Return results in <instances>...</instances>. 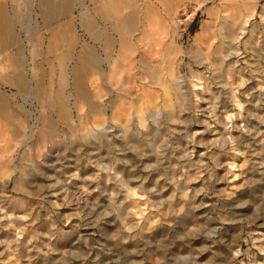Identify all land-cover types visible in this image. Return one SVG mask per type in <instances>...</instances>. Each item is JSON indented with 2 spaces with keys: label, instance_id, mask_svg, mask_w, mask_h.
<instances>
[{
  "label": "rangeland",
  "instance_id": "1",
  "mask_svg": "<svg viewBox=\"0 0 264 264\" xmlns=\"http://www.w3.org/2000/svg\"><path fill=\"white\" fill-rule=\"evenodd\" d=\"M34 1L0 0V264H264V0H82L111 51L139 38L167 68L103 96L95 69L72 87L78 13L63 60Z\"/></svg>",
  "mask_w": 264,
  "mask_h": 264
},
{
  "label": "bare ground",
  "instance_id": "2",
  "mask_svg": "<svg viewBox=\"0 0 264 264\" xmlns=\"http://www.w3.org/2000/svg\"><path fill=\"white\" fill-rule=\"evenodd\" d=\"M46 1L47 0H44L42 5L47 6L48 2H46ZM114 3H115V1H114ZM127 4H128V7H130L131 12L128 13V15L126 17H122L121 23H119V24L123 25V23H124L126 25L127 29L130 32H132L135 30L136 25L138 24V22L140 20L139 19V11H138L139 5H136L135 1H128ZM241 4L245 5V4H248V2H247V0H241ZM67 28H68V30H67L68 38L66 40L63 37L55 36V37L50 38V40H48L46 42V47H47L48 51L51 53H53L57 50H60L62 47L67 46V48L69 50L66 51V53H63L61 55V58L63 60L70 58V56L72 55L70 46L73 44V41H76L72 37L73 36L72 30L69 27H67ZM229 32H227V33L231 34ZM88 33L90 36V42L93 43V46H90V44H88L86 42L78 41V43L80 42V44H79L80 50H79V53L77 54L78 63H76L74 66H72L71 71H70V77H72V87L75 91H77V95H81V92L84 89L83 88L84 81L86 78H88L90 76L89 73L93 69H95L99 74H102L101 81H102V86L103 85L104 86L101 88L105 89V92L103 94H101L102 96L105 95L106 93L110 92V90H111L110 87L112 85L121 84V86H123L125 84V82H127L123 78V73L129 74V72L133 68L134 61H136V63H137L136 66L138 68H137L136 73L139 74L138 76L140 78H143V75H149L150 83L158 84L161 87H163L162 75L164 73H166V71H167V68L165 67L164 61H151V58H148L145 54L138 55L137 59L133 58L134 54L141 47L139 45V42H140L139 38H134V40L129 41L130 42L129 43V47H130L129 52H127L126 49H124V47L126 45H124L123 43H120L118 50L117 51L115 50V52H114L113 47H112V51H111V45H113V40L109 39V37H107L104 34L105 31L103 29H94L93 32L89 31ZM38 43L41 44V43H45V42H38ZM33 47H34V45H33ZM23 50H24L23 44L20 47L18 46V48H17V53H18L17 62L19 65V69H22V67H24L25 63H26V59L24 57V54H23L24 51ZM169 54H170V52H169ZM115 56H118V59L121 61V63L116 59ZM103 64H105L107 67L105 68V66ZM124 64H126V65H124ZM26 72H24V73L19 72L17 75V79H16L17 84L19 85V87H21L22 90L25 89V85H26V80H27V79L25 80V73ZM142 73H144V74H142ZM27 82H30V81L27 80ZM29 89H30V87H29ZM32 89H33L35 94H40L42 92V89H40L38 85H34ZM164 94H166V92H164ZM96 96L98 98H100V95L98 93ZM135 96H136V99L138 101V99L140 98V95H135ZM56 97H57V100L59 102L54 104L53 106L57 107L59 110H65L66 108L64 105L63 97L61 95L56 96ZM114 100L108 101L109 106L112 104V106L110 108L111 109V115H110L111 118L113 116H116V112H113V109H115V108H113V107H115V103H113ZM124 100H126V99H124ZM129 101L133 102L134 101L133 97H131L129 99ZM120 105L121 104H118V106H120ZM120 109H122V108L120 107ZM0 113L2 116H7V115L11 116L12 115L10 111L8 112V110L3 107V104L1 102H0ZM91 113L97 117H99V116L105 117L106 112H105V110H103L102 100H99V102L96 104V106H94V108H92ZM118 114H119V112H118ZM29 137H30V135H29ZM24 144H25V142H24Z\"/></svg>",
  "mask_w": 264,
  "mask_h": 264
},
{
  "label": "crops",
  "instance_id": "3",
  "mask_svg": "<svg viewBox=\"0 0 264 264\" xmlns=\"http://www.w3.org/2000/svg\"><path fill=\"white\" fill-rule=\"evenodd\" d=\"M43 1L44 0L34 1L35 8L33 10L35 12V9H37L36 14L40 16L43 22V28L50 31L49 34L46 32L47 36H64V33L61 31V29L63 28V26H66L67 28L73 25L74 20L71 16L74 11L78 13L76 20L78 22L79 28L82 29L83 35L86 38L88 37L89 31L93 32L94 29H99L98 25L92 19V14H90L88 10H86V8L83 6L82 0H47L46 2H48L49 6L42 5ZM91 1L92 0H90V2ZM16 6L17 11H19V5ZM27 6L28 5H26V7ZM29 7L30 6L27 7V11L29 10ZM13 11L15 10L13 9ZM1 18L2 20H6L7 22L11 20L8 16L5 15H3ZM11 18L12 21L16 22L20 19V16L19 14L14 15L12 13ZM51 29H53L52 32Z\"/></svg>",
  "mask_w": 264,
  "mask_h": 264
}]
</instances>
